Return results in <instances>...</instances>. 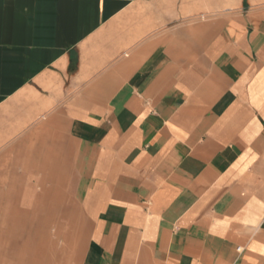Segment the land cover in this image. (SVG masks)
<instances>
[{
  "label": "crops",
  "instance_id": "obj_1",
  "mask_svg": "<svg viewBox=\"0 0 264 264\" xmlns=\"http://www.w3.org/2000/svg\"><path fill=\"white\" fill-rule=\"evenodd\" d=\"M58 194L69 264H264V0H0L3 264Z\"/></svg>",
  "mask_w": 264,
  "mask_h": 264
},
{
  "label": "rangeland",
  "instance_id": "obj_2",
  "mask_svg": "<svg viewBox=\"0 0 264 264\" xmlns=\"http://www.w3.org/2000/svg\"><path fill=\"white\" fill-rule=\"evenodd\" d=\"M9 206H22L20 203L23 195H7ZM56 203L41 202L40 206H54V211L48 215L45 210H38L34 217L20 221L32 222L36 224L37 233L25 234L15 240L16 247L23 257V264H69L65 253V246L70 245V241L75 240L84 231L83 217L72 195L58 194ZM4 205V204H2ZM29 213L27 208H12ZM5 208L0 209V222L16 221L11 218H4ZM47 222L48 225L41 232V224ZM8 241L0 240V264H3L5 255H10L13 248ZM72 243H74L72 241ZM6 245L2 248V246ZM69 252V248H66ZM69 256V255H68Z\"/></svg>",
  "mask_w": 264,
  "mask_h": 264
}]
</instances>
